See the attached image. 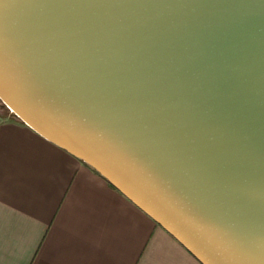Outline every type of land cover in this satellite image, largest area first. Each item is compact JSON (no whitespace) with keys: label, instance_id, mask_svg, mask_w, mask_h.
Masks as SVG:
<instances>
[{"label":"water","instance_id":"water-1","mask_svg":"<svg viewBox=\"0 0 264 264\" xmlns=\"http://www.w3.org/2000/svg\"><path fill=\"white\" fill-rule=\"evenodd\" d=\"M0 101L201 264H264V0H0Z\"/></svg>","mask_w":264,"mask_h":264},{"label":"crops","instance_id":"crops-1","mask_svg":"<svg viewBox=\"0 0 264 264\" xmlns=\"http://www.w3.org/2000/svg\"><path fill=\"white\" fill-rule=\"evenodd\" d=\"M0 264H201L80 159L0 112Z\"/></svg>","mask_w":264,"mask_h":264},{"label":"rangeland","instance_id":"rangeland-1","mask_svg":"<svg viewBox=\"0 0 264 264\" xmlns=\"http://www.w3.org/2000/svg\"><path fill=\"white\" fill-rule=\"evenodd\" d=\"M0 112L8 113V114H11L12 116H15V115H13V113L9 109H7L5 106H3V104L1 103V101H0Z\"/></svg>","mask_w":264,"mask_h":264}]
</instances>
